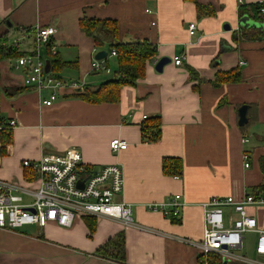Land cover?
Returning <instances> with one entry per match:
<instances>
[{
    "label": "crops",
    "instance_id": "obj_1",
    "mask_svg": "<svg viewBox=\"0 0 264 264\" xmlns=\"http://www.w3.org/2000/svg\"><path fill=\"white\" fill-rule=\"evenodd\" d=\"M238 1L0 0V36L8 34L4 45L28 54L35 48V29L55 27L43 58L51 71L54 46L65 64L56 74L87 89L96 90L112 77L117 59L108 54L110 75L92 72L100 50L80 30V20H116L122 42L146 40L157 47L144 79L122 88L116 103L91 104L67 90L45 106L48 92L38 94L22 85L23 72L15 68L20 56L0 61V137L3 123L16 122L5 154L0 141V180L28 186L38 174L25 168L24 161L78 149L94 168L122 167L123 198L133 209L129 228L108 218L83 217L68 228L48 223L44 228L0 229V264H122L96 254L118 238L125 264H199L193 242L203 236L202 205L216 196L241 199L264 187L259 164L264 156V20L252 17L249 8L264 0H242L247 9L242 15ZM198 4L213 9L214 15L199 17ZM191 23L197 24L195 36L189 34ZM16 39L20 42L13 46ZM177 56L183 59L181 66L173 62ZM162 58L171 63L159 72L155 66ZM233 69L241 72V81L214 85L218 73ZM244 105L249 106V123L241 128L238 110ZM156 116L161 139L148 143L142 125ZM116 138L126 141L128 149L112 152L110 143ZM167 158L182 160L181 174L164 173ZM175 196L183 206L176 219L147 209ZM31 202L24 196V204ZM249 212L262 219L264 206ZM257 257L251 264H264Z\"/></svg>",
    "mask_w": 264,
    "mask_h": 264
},
{
    "label": "built area",
    "instance_id": "obj_2",
    "mask_svg": "<svg viewBox=\"0 0 264 264\" xmlns=\"http://www.w3.org/2000/svg\"><path fill=\"white\" fill-rule=\"evenodd\" d=\"M243 5V1H238ZM147 14L152 15L150 10ZM259 19L264 20V2L260 3ZM155 25V23H153ZM190 36L197 33V24L189 25ZM57 33L52 26L37 27L33 32L35 48L32 52L16 59L15 68L23 72V86L33 88L38 94L48 92L49 98L42 100L43 105L51 106L63 91L71 90L83 94L87 85L77 81L67 82L53 71H46V60L42 49L51 45ZM10 41V40H9ZM11 42V41H10ZM19 40H13L17 46ZM51 47V54L56 55ZM116 57V51L111 53ZM103 60L94 59L92 72L112 73L111 67ZM176 66L183 63L182 57L173 58ZM16 126L14 120L3 123L1 130L10 131ZM248 143V137H244ZM128 143L122 139H113L112 152L127 150ZM250 155L244 154L245 167H250ZM25 168H33L38 178L28 186L0 180V229L19 230L36 225L44 228L48 223L60 227H70L76 218L99 217L118 221L129 228L133 225V209L123 198L125 189L124 172L119 165H106L94 168L84 162L78 149H69L62 154L44 155L38 160H26ZM177 179L179 177H176ZM24 196L32 202L24 204ZM264 206V195L245 194L241 199L230 195L212 197L202 205L204 210L203 236L199 242H193L198 254L199 264H251L244 253L247 234H256L255 254L264 258V215L259 218L249 212L250 207ZM180 197L175 196L160 205H148L152 212L162 213L165 217L178 218L182 212Z\"/></svg>",
    "mask_w": 264,
    "mask_h": 264
},
{
    "label": "trees",
    "instance_id": "obj_3",
    "mask_svg": "<svg viewBox=\"0 0 264 264\" xmlns=\"http://www.w3.org/2000/svg\"><path fill=\"white\" fill-rule=\"evenodd\" d=\"M192 1L195 0H186ZM199 17L213 16L214 10L209 7H203L199 4ZM252 12V17L259 18L258 13L260 3L249 7ZM244 9V5L240 6V10ZM246 10L240 12V15L246 13ZM80 30L92 38L96 50L107 51L109 55L116 51L117 56V70L112 73V77L100 84L96 90L88 88L85 93L79 94L76 97L91 104L116 103L119 101L120 92L122 88L127 86H136L138 82L144 79L146 75L147 63L157 56L156 45L150 42L136 41L132 43L122 42L120 40V26L118 21L113 19H82L79 23ZM7 33L0 36V61L6 58H15L23 54L14 49L8 48L4 43L7 40ZM109 58H107V63ZM51 68L53 73H57L59 68L65 66L58 59V55L52 56ZM110 66V65H109ZM59 76V75H58ZM242 80V74L238 70H231L229 72H220L216 75L214 82L215 86L225 83H236ZM161 119L156 116L148 119L142 125V136L144 141L148 143H157L161 139ZM2 153H6L7 147L12 143V133L9 131H2L1 137ZM264 143V138L262 139ZM245 153L250 155L249 151ZM260 168L264 173V156L259 160ZM183 170V162L181 159H165L163 171L170 175H179ZM264 191L263 186H259L251 191L252 194L258 195ZM175 218V217H172ZM176 219V218H175ZM93 229V227H92ZM123 240L118 238L116 241L108 243L101 248L96 254L106 259H113L117 262L125 264L126 258L124 253ZM221 264V263H218Z\"/></svg>",
    "mask_w": 264,
    "mask_h": 264
},
{
    "label": "water",
    "instance_id": "obj_4",
    "mask_svg": "<svg viewBox=\"0 0 264 264\" xmlns=\"http://www.w3.org/2000/svg\"><path fill=\"white\" fill-rule=\"evenodd\" d=\"M241 24H243L242 21H241ZM9 25H10V23H9ZM245 27H247V26H245ZM253 27H259L260 29H262L261 25H258V24H256V25L254 24ZM108 54L109 53L107 51H100L96 54L95 59H97V60L106 59V58H108ZM169 63H171V59L162 58L156 64L155 69L159 72H162L164 67L166 65H168ZM49 70H50V63L48 61H46V71L49 72ZM248 111H249V106H247V105L240 107V109L238 110V118H239L238 119V125L241 128L247 126L249 123ZM224 264H228V263L224 262Z\"/></svg>",
    "mask_w": 264,
    "mask_h": 264
},
{
    "label": "rangeland",
    "instance_id": "obj_5",
    "mask_svg": "<svg viewBox=\"0 0 264 264\" xmlns=\"http://www.w3.org/2000/svg\"><path fill=\"white\" fill-rule=\"evenodd\" d=\"M245 238H246V240H245V247H244L243 253L249 261H254L258 258L255 254V248H254L257 235L256 234H247Z\"/></svg>",
    "mask_w": 264,
    "mask_h": 264
}]
</instances>
